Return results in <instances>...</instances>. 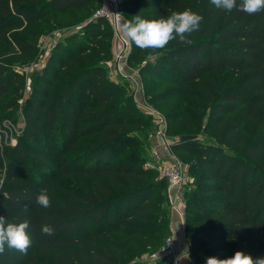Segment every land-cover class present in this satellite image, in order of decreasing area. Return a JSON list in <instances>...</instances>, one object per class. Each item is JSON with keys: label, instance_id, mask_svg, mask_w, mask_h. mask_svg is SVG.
Segmentation results:
<instances>
[{"label": "trees", "instance_id": "16d2710c", "mask_svg": "<svg viewBox=\"0 0 264 264\" xmlns=\"http://www.w3.org/2000/svg\"><path fill=\"white\" fill-rule=\"evenodd\" d=\"M98 2L0 0V43L9 44L10 30L49 12H83ZM122 3L126 22L185 9L204 17L190 43L171 41L139 70L141 75L162 70L183 84L160 98L185 97L169 119L181 121L183 136L194 139L172 147L198 156L193 197L185 198L184 222L193 228L189 257L194 264L236 251L264 257V11L226 12L210 0ZM93 24V33H86L88 25L83 35L71 34L65 49L53 52L32 79L17 144L3 146L0 139V216L10 223L27 220L32 237L27 255L14 264H132L168 228L165 181L121 145L134 126L135 110L106 73L111 28L103 19ZM12 42V51L0 46V123L17 110L26 85L14 67L32 60L35 50L25 38ZM130 44L127 64L158 51ZM200 132L214 134L217 145H198ZM42 188L51 197L47 208L36 204ZM44 224L53 227V235L42 234ZM155 264L165 262L159 258Z\"/></svg>", "mask_w": 264, "mask_h": 264}, {"label": "rangeland", "instance_id": "374dc122", "mask_svg": "<svg viewBox=\"0 0 264 264\" xmlns=\"http://www.w3.org/2000/svg\"><path fill=\"white\" fill-rule=\"evenodd\" d=\"M122 2L123 0H121ZM99 6L100 3L98 2L92 7L84 9L83 12L69 11L63 15L49 12L39 22L25 24L19 30H10L8 32L9 44L0 43V46L12 51V39L22 37L31 42L35 49L32 60L14 67V71H17L24 77L26 85L22 92V98L18 101L19 106L17 110L9 112V118L4 119L0 123V139L3 146L14 147L22 134L25 125L24 104L29 99L31 81L33 79L32 75L41 72L53 52H58L60 48L65 49L66 41L71 34L83 35L86 31L85 27L88 25L86 33H93L95 31V24L91 26L90 24L93 22V15ZM122 12L125 20H127L126 8L123 3ZM102 27L103 29L108 28L105 22H103ZM160 50L150 53V55L147 52L148 57L146 58L130 60L125 70L114 67L111 59L110 63L106 65V73L111 81L124 89L125 97H129L130 101L134 104L135 113L132 115V119L135 123L132 129L128 131V138L121 145L126 146L127 152L138 153L143 167L155 171L159 179H161L159 168L163 163H170L172 161L180 163L185 178L183 186L184 198L189 199L193 197L192 191L196 186L195 177L197 172L194 164L198 161V156L195 153H183L179 148L172 146L170 155L165 160L158 159L154 154L157 151L161 157L165 155L159 147L157 138L158 133L161 131V125L164 126L167 139L172 141L173 144L176 141L179 142L183 135H187L181 129V121L172 123L169 119V116L179 112L178 109L184 102L185 97L183 95L174 96L166 100L160 98L163 93L165 94L170 89H182L183 84L173 83L171 75H165L162 70L152 71L147 75H141L139 72L141 66L145 62L151 61L159 54ZM173 77L175 76L173 75ZM136 80L137 84L135 83ZM195 136V142L198 145L205 143L217 145L218 143L214 134H203L200 132ZM125 157L126 154L121 156V158ZM64 182H68V179H65ZM188 212H192V210L190 209ZM114 218L111 212L110 220ZM171 222L172 216L169 213L167 230L164 231L151 247L145 248L140 254H136L131 262L132 264H155L156 259L153 257L161 249L165 238L168 236ZM173 227L177 235L175 251L172 255H166L160 259L165 264H194L189 257L190 236L193 228L186 227L185 222L179 224V229H175L174 225ZM22 256L23 254L16 250L5 248L4 254L0 255V264H14L13 259Z\"/></svg>", "mask_w": 264, "mask_h": 264}, {"label": "clouds", "instance_id": "9594fccd", "mask_svg": "<svg viewBox=\"0 0 264 264\" xmlns=\"http://www.w3.org/2000/svg\"><path fill=\"white\" fill-rule=\"evenodd\" d=\"M210 4L217 9L231 12L233 9L243 11L249 15L264 11V0H210ZM204 17L190 9L182 12H172L166 18L158 20L142 19L139 15L133 17L122 25L124 37L135 44L136 47L145 49H164L171 41L179 40L182 43H190L188 37L198 31ZM36 204L42 208L51 205V197L47 188H42L36 196ZM24 210L28 206L24 205ZM29 222L24 220L19 223L7 222V218L0 216V255H3L5 248L16 250L27 255L28 249L32 246V237L27 231ZM44 235H53L54 229L49 224L41 227ZM206 264H264V257L253 258L243 251H236L228 258L219 259L208 257Z\"/></svg>", "mask_w": 264, "mask_h": 264}, {"label": "built area", "instance_id": "2783aa9c", "mask_svg": "<svg viewBox=\"0 0 264 264\" xmlns=\"http://www.w3.org/2000/svg\"><path fill=\"white\" fill-rule=\"evenodd\" d=\"M99 1L100 6L95 11L93 19H103L109 24L113 36L112 64L118 69L125 70V67L127 66V59L130 54L131 44L122 33V25L126 21L121 11V0ZM135 83L137 84V80ZM160 127L161 131L158 133L157 138L160 148L165 155L161 157L157 151H155L154 154L158 159L165 160L170 155L173 142L167 139L164 132V126L161 125ZM159 170L161 178L166 183L165 197L169 212L172 216V222L169 228L170 232L165 238L161 249L153 257L155 259H159L166 255H172L174 253L177 245V235L173 227V221L183 223L186 208L183 193L185 178L181 164L177 161L163 163Z\"/></svg>", "mask_w": 264, "mask_h": 264}, {"label": "water", "instance_id": "95a60500", "mask_svg": "<svg viewBox=\"0 0 264 264\" xmlns=\"http://www.w3.org/2000/svg\"><path fill=\"white\" fill-rule=\"evenodd\" d=\"M37 74H38V73H34V74L32 75V78L34 79V78L37 76ZM193 139H194L193 136H182V137L180 138V141H181V142H184V141H189V140H193Z\"/></svg>", "mask_w": 264, "mask_h": 264}, {"label": "crops", "instance_id": "0c3cea01", "mask_svg": "<svg viewBox=\"0 0 264 264\" xmlns=\"http://www.w3.org/2000/svg\"><path fill=\"white\" fill-rule=\"evenodd\" d=\"M160 147V146H159ZM159 149V148H158ZM175 217V216H174ZM175 219V218H174ZM179 224L180 222L178 221H173V225L175 226V229H179Z\"/></svg>", "mask_w": 264, "mask_h": 264}]
</instances>
